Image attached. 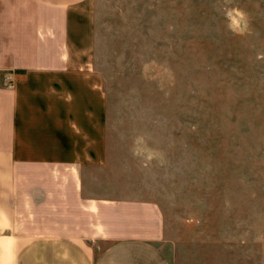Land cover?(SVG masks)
Returning a JSON list of instances; mask_svg holds the SVG:
<instances>
[{
	"label": "rangeland",
	"instance_id": "rangeland-1",
	"mask_svg": "<svg viewBox=\"0 0 264 264\" xmlns=\"http://www.w3.org/2000/svg\"><path fill=\"white\" fill-rule=\"evenodd\" d=\"M104 177L158 203L173 264H264V0H100Z\"/></svg>",
	"mask_w": 264,
	"mask_h": 264
},
{
	"label": "crops",
	"instance_id": "crops-1",
	"mask_svg": "<svg viewBox=\"0 0 264 264\" xmlns=\"http://www.w3.org/2000/svg\"><path fill=\"white\" fill-rule=\"evenodd\" d=\"M100 0H0V264H173L160 205L104 177Z\"/></svg>",
	"mask_w": 264,
	"mask_h": 264
}]
</instances>
